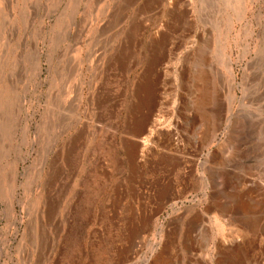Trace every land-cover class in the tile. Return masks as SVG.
Here are the masks:
<instances>
[{"label":"rangeland","instance_id":"374dc122","mask_svg":"<svg viewBox=\"0 0 264 264\" xmlns=\"http://www.w3.org/2000/svg\"><path fill=\"white\" fill-rule=\"evenodd\" d=\"M0 264H264V0H0Z\"/></svg>","mask_w":264,"mask_h":264},{"label":"bare ground","instance_id":"6f19581e","mask_svg":"<svg viewBox=\"0 0 264 264\" xmlns=\"http://www.w3.org/2000/svg\"><path fill=\"white\" fill-rule=\"evenodd\" d=\"M245 7V6H244ZM205 76V75H204ZM201 78H203V76H200ZM203 79H205V78H203ZM202 92V103H203V105H204V103H206V102H209L208 100L210 99V92H209V90L208 89H206V90H204L203 89V91H201ZM233 100V99H232ZM210 101H211V99H210ZM206 114H207V112H206ZM207 118V117H206ZM215 131V130H214ZM12 209V208H11ZM163 257V256H162ZM163 259V258H162ZM158 260V259H157Z\"/></svg>","mask_w":264,"mask_h":264}]
</instances>
